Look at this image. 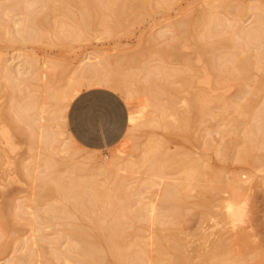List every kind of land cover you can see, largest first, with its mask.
I'll use <instances>...</instances> for the list:
<instances>
[{
  "label": "bare ground",
  "instance_id": "1",
  "mask_svg": "<svg viewBox=\"0 0 264 264\" xmlns=\"http://www.w3.org/2000/svg\"><path fill=\"white\" fill-rule=\"evenodd\" d=\"M154 1L162 5H170L173 0H12L11 2L0 3V40L5 38L4 33H9L10 37H7V39L12 42L19 41L25 44L37 40L39 43L41 41H43L41 43H44L46 38L44 39L41 30L45 29L47 32H52V29L56 28L50 24L52 19L50 25L46 23L47 26H45V19L50 14H55L57 17L59 15H61L60 17L66 16L72 20L73 27L67 29L65 25L68 26V22L65 21L67 24L64 25V28L66 27L67 30L62 31L61 29L60 32L57 29L54 30V32L60 33L56 37L59 38H57L58 41L61 40L62 45H70L72 40H79L83 36L85 37L86 34H91L89 30L94 31L92 29H96L97 23L106 25L108 28L110 25L109 31L112 30V32H109V34H114L113 31L120 32V29L125 28L126 24L141 19L146 14L145 10H148L147 13L152 10ZM218 3H208L206 1L207 7L204 6L196 17L186 13L173 26L178 30V33H182L179 34L181 36L177 34L168 45L163 46L161 49L156 46L159 50L154 49L157 50L158 55L159 53L161 55L165 53L169 58L176 56L177 59L185 62L186 69L183 72L185 75L180 72L183 71V68L178 70L167 67L164 63L163 66L157 64L153 69L148 68V72L145 73L144 68L143 74L139 72L142 70L140 68L137 72L144 75V77L142 76L145 78L142 80L144 84L142 87L140 85V87L136 86L137 89L135 90L130 86L135 81L132 82L129 79V82L127 79V76L130 78L131 74L132 77L133 75L136 77L138 82L141 78L140 74L136 76L137 72L133 70L131 61L133 56L126 59L124 55L120 59L121 61L117 62L119 67L121 63L124 64L125 62H122V60L126 59L127 62L125 63L127 65L124 66L129 65L126 72L123 68L122 74L121 67H115V69H119L118 72H112V69H108V64L110 65L112 61H99L98 56H101L102 53L95 57L99 58L98 62H93L92 60H95V58L90 56L80 59L79 64L69 73L66 72L67 70L63 71L62 66L54 69L60 68V70L62 69L61 72H55L53 70L54 59L52 61L50 57L43 58L22 52L18 55V57H21L20 64L15 68L8 58L0 56V72L7 82L5 88H3L5 90L2 89V91H8L10 96L9 100L8 98L5 99V102L6 100L9 101L8 105L5 107L3 105L4 108L1 107L0 119H3L6 123L3 122L5 125L0 123L3 125H0V136L6 142L7 145L5 146L11 148L9 152L11 153L14 142L12 138L15 137H12V135L16 132V134L19 133V135L25 137V125L29 123L31 125L32 123L31 127H33L34 132L32 135L29 134V137L33 139L34 143L36 141L42 149L38 153L39 155L37 154V161H35L37 165L32 164L31 166L29 162H25L22 158L10 161L8 154L4 151L5 157H8L5 159L6 162L11 163L12 166L14 165L17 175L23 174L28 178L31 176L34 178L32 181H35L39 189L37 191L38 198L35 200L40 201L43 198H48L47 205L44 203L46 207L43 204L44 208H41L42 210L37 206L29 205L30 203L28 204L27 201L28 206L26 208L30 209L29 212L33 216L29 224L70 225L73 234L65 247H57L53 252V255H56L55 257L47 258L48 262L52 263L55 258L63 260L61 264H64V262H68L67 264H209L211 262L230 264L238 260L236 256L230 254L231 248L228 243L231 237L229 231H233L235 226L229 229L227 225L228 222L230 225V222L232 224L236 221L232 203L238 198V200L241 197L243 199L248 188L247 184L245 185L244 178L237 174L232 175V177L227 176L221 166H210L203 159L194 157L184 150H176L173 153L171 151L169 154L166 152L168 148L163 149L162 143L164 142L159 141L161 139L157 141L150 140V138V141H147L149 145L146 149H144L145 143L141 147L137 145V149H144V154L141 156L139 150L140 155L138 156H141V158L131 160L130 157H124L123 154L122 156L116 155L118 158L115 155V157L110 158V154L108 156L104 154V157L99 150H91V154L87 152V154L77 158L75 155L78 152L71 149V142L75 144V139L72 135H69L70 142L66 143L68 137L64 136L67 131L65 129L67 121H65L64 112L70 105L68 101L75 97L74 93L78 92L77 95H79L81 90L100 86L112 89L121 96L124 95L122 97L128 100L133 97L136 91H141L144 95L142 100L146 104L145 106H150V109L152 108L151 113H155V115L152 114L155 117H148L150 123L147 122V124L149 123L150 126L154 124L153 126L157 125L170 130V137L175 138L173 140H179L183 137L191 139L193 124L199 121H208L212 116L214 119L215 110L213 108L218 107L220 111H217L219 113H216V117L224 123L223 132L225 135L223 136L232 132L247 130L244 137L240 135L234 138L233 136L229 140H225L226 142L221 148L218 147L222 160L235 158L243 164L252 167L260 165L262 167L261 163H264L262 159L264 157L251 152L254 147L258 145L260 147L264 144V110H256L255 106L253 107V94L252 96L249 94L251 92L248 87L249 82L256 78L254 76V69L256 68L261 69L263 72L260 79L264 85V5H258L259 9L263 8V10L256 16L255 22L251 26L245 27L240 22V24L238 23L237 18L234 22L228 19L224 20L220 16V8L225 5L223 6L220 0ZM235 5L233 6L231 3L228 6L230 8L231 6L236 7L239 16L244 6ZM31 7H35L36 10L39 9L38 11L41 10L40 13L44 14L39 16L40 18H36L34 24L38 25L37 28L33 26L30 16L25 14V9ZM13 9H23V13L16 18L15 15H11ZM34 9L32 10L34 11ZM3 10H6L5 15L9 19H4L2 16ZM33 13H31L32 16ZM225 21H228L227 24H225ZM12 23L16 26L15 33L12 29ZM69 23L71 24V22ZM165 33L164 30L159 32L161 35ZM55 41L54 43L57 44L58 42ZM154 42V38L150 39L149 46H155ZM186 42L191 43L199 59L203 62L200 67L184 52L183 47L187 44ZM149 50L152 51L153 49ZM253 50H256V52L254 51V53ZM117 57L120 58V56ZM86 59L88 61H84ZM49 64L53 68L49 67ZM55 65H58L57 62H55ZM159 69H164L162 71L167 78H169L168 76H179L177 74L181 73L184 76H182L184 82L181 83L183 86L179 87L178 85L176 87L166 81L161 82L162 77L157 76L159 72L156 73V71H160ZM48 70H52L58 75L52 73V71L50 74ZM62 80L65 81L64 85H59L58 82ZM260 83L257 84L260 85ZM235 86L238 88V92L227 95L226 91ZM39 89L46 91L45 100L42 103L39 101ZM164 93L166 94L163 95L165 97L162 96ZM246 96H248L246 103H243L241 99ZM253 98L255 99V97ZM182 103L184 105L186 103V107L183 108L184 105L180 106ZM144 111L142 113H145ZM258 116H260L262 122L257 120L255 123L254 120ZM130 118L133 123H137L138 119L133 118V115ZM170 118L173 120L170 121ZM132 120H129L131 124H133ZM142 120L147 121L146 118ZM54 123L57 127L53 126ZM135 123L134 125H136ZM37 126L38 128H36ZM19 135L17 134V136ZM244 142H246V148L236 151L237 146ZM37 144L35 143V145ZM74 146L77 147L76 144ZM69 149H71V152H69ZM168 150L170 151V149ZM77 151L80 150L77 148ZM64 152L66 157L69 156L68 158H65V156L62 158L63 160L57 158L60 153L64 154ZM12 154L14 155L13 152ZM0 156L1 163L4 159H2V155ZM3 165L5 166V164ZM33 166H36L35 169H33ZM174 168L176 173H179V178L176 177L178 181L175 179L177 182L168 181L159 198L155 197V194L146 197L142 195L143 185L149 187L160 185L167 176V169ZM205 168L208 169L205 170ZM123 171H126V174H123ZM139 171L146 174L147 177H143L141 183L134 182L135 184L132 185L131 181L133 179L130 181V176L132 173ZM127 172L130 175H127ZM156 177L161 180L155 179ZM0 186L2 189L6 188V185L1 184ZM2 189L1 194L3 196L7 195L8 193ZM192 190L197 192L193 204L197 207L195 214H198L200 219L198 224L199 236L202 238L200 246L204 248L207 246L203 252L202 249L200 250V259L195 263L192 260L193 255L183 251V247L184 245L187 246L188 241H184L186 242L184 244L180 230L161 228L160 235L154 238L147 229L150 222L153 224L157 222L156 217L158 215L156 211L159 209V204L164 212L162 218L176 221L179 225L182 224L187 215L183 209L187 208L186 203L191 197ZM225 192H230L231 195L225 197L223 196ZM243 201L247 204L246 199H243ZM21 209L25 212V204L21 206ZM222 209L224 212H222ZM186 211H189V209L187 208ZM15 216L18 215L9 206H0V239L5 236L7 231L15 229L17 225ZM209 217H214L216 220L213 224L206 226L204 223ZM130 226H134V229L129 230L128 227ZM84 227L90 230L88 231ZM68 231L70 230L68 229L66 232ZM36 244H38V241L33 239L32 245ZM25 245L27 244L24 242V249ZM32 245H27L28 254L25 255V252L18 253L8 259L6 264H33L31 254L33 251L30 248ZM151 245L155 246V255L151 253ZM2 246L3 244L0 243V249ZM193 250L185 251L193 252ZM197 250L199 252V249Z\"/></svg>",
  "mask_w": 264,
  "mask_h": 264
},
{
  "label": "rangeland",
  "instance_id": "2",
  "mask_svg": "<svg viewBox=\"0 0 264 264\" xmlns=\"http://www.w3.org/2000/svg\"><path fill=\"white\" fill-rule=\"evenodd\" d=\"M11 1L12 0H0V3H7V2H11ZM206 1L208 3L214 2L215 4H219L218 3L219 0H173L170 5H162V4H159L157 1H154L153 2V9L149 10V12L151 11V13H149V12L147 13L148 10H145L146 14L141 19L134 21V22H130V23H128V25L126 24L124 26L125 28L122 27L123 29L121 28L120 29L121 31L119 30L120 32L113 31L114 34L113 33L109 34V32L110 33L112 32V30L109 31L110 25L108 28V26H106V25H102L101 23H97L96 29L95 28L92 29L94 31L89 30V32H91V34L88 33V34H86L85 37L83 36L79 40H75V41L72 40V42H70L71 43L70 45L69 44L68 45H66V44L62 45L60 42L61 40L58 41L59 38L56 37V35L58 36L60 34L59 32L61 31V29H62V31H64L66 29V27H67V29L73 27L72 26V20L66 16L60 17L61 15H59L57 17L55 14H50V15H48L50 18L47 17V19H45L46 20L44 22L45 26H47L46 23L49 24L51 22V19H52V22L50 24L52 27H56V28L52 29V32H47V31H45V29L44 30L40 29L42 31L41 33L44 36V39L46 38L44 43H41L43 41H41L39 43V41H37V40L31 41V42H26L25 44H22L19 41H13L12 42L9 39H7V37H10V34L4 33L5 38L0 40V53H1L0 56L8 58L9 62L15 68H17L20 64L21 57H18V55L22 52H26L27 54L38 55V56H41L43 58L44 57H50L52 61L54 59V61L57 62V64L60 66L55 65V62L53 61L54 68L51 67L52 63L49 64V67L53 68V70H54L55 67H61L62 66L61 68L63 69V71L67 70L66 72L69 73L73 70V68L75 66H77L79 64L80 59L85 58V56H90L91 58H95L96 56H98L99 54L102 53L101 56L100 55L98 56L100 58V60L97 57L98 59L95 58V60H92V61L93 62H98V60L99 61L106 60L108 62L112 61L110 63V65L113 64L112 66H110L108 64V69L109 70L112 69V72H118L119 69L117 70V68H119V67H121V69H122V70L120 69L121 74L124 71V69H125L124 72H126L129 69V67H128L129 65L124 66V65H127L125 63V62H127L126 59L127 58L129 59V57L133 56V57H131V61H132V66L134 68L133 70H136L135 72H137L141 68L142 72L141 71H139V72L141 74H143L144 68L146 70V71H144V73H145V72H148L147 71L148 68L153 69V68H155V66H157V64H160V66L161 65L163 66L165 64V66H167V67L169 66L171 68H176L178 70L183 68V71H180L181 73H183L184 69H186L185 68L186 67L185 62H183L182 60L180 61V59H177L176 56L169 58V57H167V55H165V53H164V55L166 57L164 55H161L160 53H159V55H160L159 56L157 54L158 52L156 53V51L161 49L163 46L168 45V43L172 42L174 40V37L177 36V34L178 35L182 34L180 32L178 33V30H176V28L173 27L174 24H177V22L180 19H182V17L186 13L190 14L193 17H196L197 14L204 8V6H205V8L207 7L208 4H206ZM224 1L225 0H220L221 4L223 3V6L225 5L224 7L220 8V16L224 20L228 19L229 21H233V22L237 18L238 23L240 22L245 27L251 26V24L253 22H255L256 16H258L259 13H261V10H263V8L259 9L258 5H264V0H228L227 2H224ZM201 3H202V5H201ZM231 3L233 4V6H236L235 4L241 5L242 7L244 6L243 10L239 16L237 15V13L239 14V12H238V10L235 9L236 7L233 8L231 6L232 9L229 7L231 5ZM253 7H255V8H253ZM256 7H257V9H256ZM31 8L34 9L35 7H31ZM31 8L25 9L26 10L25 14L26 15L28 14L30 16L31 21L34 24L36 18L38 19V18H40L39 16H43L44 14L40 13L42 11L41 10L38 11L39 9L36 10V8H35L33 11ZM250 8H252V9H250ZM5 12H6V10L2 11V16L4 17V19H6V18L9 19V17H7V15H5ZM30 12L31 13L35 12V13H33V16H32V14ZM22 13H23V9H13L11 12V15L13 14L16 16V18H18L21 16ZM48 19H49V21H48ZM68 20H70V21H68ZM65 21L68 22L69 27L67 25H65V24H67V23H65ZM69 22H71V24ZM225 22H226L225 24H227L228 21H225ZM61 23H63V24L61 25ZM13 24L14 23H12V25ZM64 25L66 26L65 28H64ZM97 25H99L100 28ZM33 26L36 28L38 27L37 24H34ZM226 27L228 28V26H226ZM12 29H13V32L15 33L16 31H14V30L16 29V26L13 25ZM56 29H57V31H59V30L60 31L58 33L54 32V30L56 31ZM101 29L104 31H102ZM105 30H107L106 33H105ZM163 30L166 33L163 35L159 34V32L163 31ZM43 31H44V33H43ZM179 36H181V35H179ZM152 38L155 39V42H154L156 44L155 46H149V44H148L149 40ZM51 39H52V41H51ZM54 41L58 42V43L60 42V44L57 43L58 44L57 45L56 43H54ZM52 43H54V44L52 45ZM186 43L187 44H185V47H183L184 52L188 56H190L191 60L197 66L200 67L201 65H203V62L199 59V57H198L197 53L195 52V50L193 49L191 43L190 42H186ZM145 47H146V49H145ZM148 48L153 49V50L151 51ZM156 48H157V50H154ZM141 49H143L144 51ZM256 50H253V52L254 51L256 52ZM98 51H100V52L97 53ZM135 51H136V53H135ZM149 53H150V55H149ZM134 54H136V55H134ZM142 55H145L146 57H148V59L145 60L146 57L142 56ZM117 56H120V58ZM123 56H124V58L126 57V59L122 60V62H124V61L125 62H124V64L121 63V65H119V67H118L117 62H120L121 61L120 59ZM115 57H117V58H115ZM118 59H119V61H118ZM84 61H88V59H86ZM114 61H116V62H114ZM134 61H136V62H134ZM132 66H131V68H132ZM111 67H114V68H111ZM115 67H117V68L115 69ZM127 67H128V69H127ZM48 69H50V68H48ZM61 70H60V68H57V70H54V71L55 72L56 71L61 72ZM159 70L160 71H156V73L159 72L157 74V76L162 77V79L160 80L161 82L166 81V82L170 83L172 86H176V87H178V85H179V87L183 86V84H181V83L184 82L183 81V77H184L183 75H185V73H183V75L181 73L177 74L179 76L175 75L176 77L175 76H172V77L168 76L169 78H167V77H165L166 75L164 76V73L162 71L164 69H159ZM260 70L261 69H258V68L254 69V76H256V78L249 82V87H248V89L251 92L249 94L251 96L253 94V97H255V99L252 97V99H253L252 105H253V107L255 106L254 108L256 110H264V85L262 83L263 81H261V79H260L261 75H263V72H262V70L261 71ZM51 71L52 70H48V72H50V74H51ZM139 72H137L138 75L136 74V76H139V74H140ZM52 73H54V72L52 71ZM54 74H57V73H54ZM117 74H119V73H117ZM141 74H140L141 78L139 79V82L136 81V77L134 75L132 77V74H131L130 78H129V76H127L128 80L131 79L132 82L135 81L134 82L135 85L132 82L131 83L133 85H130L132 88H134V90L137 89L136 86L140 85L142 87V85L144 84L142 82V80L145 78H143L144 75H141ZM4 78L0 72V80H1L0 81V85H1L0 86V88H1L0 89V111H1V107H3V105H4V107L8 105V103H9L8 100L10 97L8 95V91L7 92L2 91V89L5 88V85L7 84V82L5 81ZM164 78H166V79H164ZM259 80L261 83L258 82ZM64 82L65 81L62 80V81L58 82V84L64 85ZM129 82H130V80H129ZM136 82L138 85L136 84ZM257 83H260V85ZM33 89H35V88H33ZM125 89H126V87H125ZM3 90H5V89H3ZM84 90H87V88ZM81 91H79V94L81 93ZM4 92H5V94H4ZM226 92H227L226 93L227 95L228 94L232 95V94H235L238 92V88L235 86L234 88L233 87L229 88V90H227ZM77 93H74L75 97H76ZM45 94H46V91L41 90V89L38 90L39 101L41 103H42V101L45 100V98H44ZM163 95H166V94L164 93V94H162V96ZM122 96L124 97V95H122ZM248 96L243 97L241 99V101H243V103L244 102L246 103ZM3 97H5V98H3ZM163 97H165V96H163ZM7 98H8V100H6V102H5V99H7ZM74 98L72 100H69L68 103L71 104V102L74 100ZM143 98H144V95L142 94V92L136 91L135 94L133 95V97L129 98L128 100L124 99L126 101L128 107H129V112H130L129 117H132V115H133V118H136V120L138 119L137 120L138 124L134 122L136 124V125H134L133 120L130 118L129 120L130 121L132 120L133 124H131V122L129 121L128 130H127L125 136L122 138V140L117 145L110 147V148H106L104 150L103 149H96V148H87V147L79 144L76 141V139L73 137L75 139V144L77 145V147L75 148V146H74L75 144H73L71 142L72 145L71 144L70 145L72 146V148L71 147L70 148L73 149L72 151L76 150V152H78L77 155H75V157L80 158L82 155L87 154V152H88V154H91L92 153L91 150H99L100 154L103 156H104V154L106 156H108L110 154L109 155L110 158H113L114 155L115 156L116 155L122 156V154H123L124 157H127V156H128L127 158L130 157L131 160H136V158L138 160L144 154V149H146V147L149 145L148 142L150 140H157L158 141V139H161L159 141H162L164 143H166V142L168 143V144L166 143L164 145V143L161 142L164 150L167 148L170 149V151L167 149L166 152H168V153L171 151H172L171 153H173V151L175 152L176 150H184V151H187L190 154H192L194 157H199V158L203 159L210 166H213V167L221 166L227 176L232 177V175H234V176L236 174L239 175L240 177L245 179V181H244L245 185L247 184V186H248L246 193L244 195V198H243V199L247 200V204L244 203L245 200L243 201L242 197L240 200H238L239 198L237 199L235 197L238 201L235 200L232 203L233 207H234L236 221L233 222L234 225H233V223L231 224V222L229 225V222H228L227 228L231 229V227L235 226V229L233 231L232 230L229 231V234L231 235V237L228 240L229 241L228 243L230 244L229 247L231 248L230 254L236 256L238 260L235 262H232L230 264H264V163L263 162L261 163L262 167H260V165L252 167L250 165L243 164L242 162H240L239 160H237L235 158H229L226 160H222V157L220 156V153L218 152V149L221 148L223 146V144L227 140H229V138H231L233 136H234V138L239 137L240 135L242 137H244L246 135L247 130L244 129L240 132H232L230 134H227L226 136H223V135H225L223 132L224 123L221 122L222 120H219V118L216 117V113H219L217 111H220V109L218 110V107L215 106L213 109L215 110L214 115L216 118L214 117V119H213V116L211 115L212 117L209 118L208 121H202V122L199 121V122L194 123L192 128H191V134H192L191 139H187L186 137H183V138H180L179 140L178 139L173 140L175 138L170 137V135H169L171 132L170 130H168L164 127H161V126H157V125L153 126L154 124L152 126L149 125L150 122L148 121L149 120L148 117L151 118L150 116L155 115V113L153 111L152 112L154 114L151 113L152 108L150 109V106H147V107L145 106L146 104L143 102V100H142ZM254 100H255V102H254ZM181 102H183V100H181ZM183 103L180 106H183L184 105ZM184 107H186V103L183 106V108ZM68 109H69V107H67L66 111L64 112L65 121H67ZM142 111H144L146 114L142 113ZM146 111H148V112H146ZM143 114H145V115H143ZM134 116H137V117H134ZM145 116H147V117H145ZM153 117H155V116H153ZM144 118H146L147 121L142 120ZM257 118H256V120H254L255 123L257 122V120H258V122H262V119L260 118V116H258ZM170 119H171L170 121L173 120L172 118H170ZM134 121H135V119H134ZM143 121H144V123H142ZM263 121H264V119H263ZM3 122H5V121L3 119H0V123L2 124ZM25 122L27 123L26 120H25ZM147 122H149V123L147 124ZM5 123H3V125H5ZM3 125H1V126H3ZM28 125H30V123L25 125V130H26L25 137H22V135H19V133H17L19 135V136H17L16 132L12 135V137L15 136L14 138H12V139H14V142L12 140V142H13V151L12 152L14 153V155L12 154L13 156L11 155L12 152L9 153L11 148L9 149V147L7 148L5 146L7 144L3 140V137L0 136V138H1L0 142L2 140V142L0 143V155H2V159H4L1 161V163L2 162L3 163L2 164L0 163V176H1L0 177V185L1 184L6 185L5 186L6 188L4 186H2L5 189H2L0 186V206H9L13 210V212H15V214L18 215V216H15V221L17 222L15 229L7 231L5 233V236H3L0 239L1 245L3 244L2 248L0 249V264H6V261L8 259L12 258L13 256H15L18 253L25 252V255L28 254L27 245L28 244L32 245L33 239L34 240L36 239L38 241V244L32 245V247H30V248H32V251H33V253H31L33 256L32 257L33 258V261H32L33 264H61V263H63V260H59V259L57 260L55 258L54 261L52 263H50V262H48L47 258L55 257L56 255H53L54 254L53 252H55L57 247H61V248L65 247L67 244V241L70 240V237L72 238L73 234L71 232L72 230L70 228V225H68V226H66V225L55 226L54 225L53 226L50 223H46V224L36 223L35 225H31V223L29 224V221L32 219L33 216L29 212L30 209L26 208L28 206L27 201H28V204L30 203L29 205H33V207L37 206V208L39 207L41 209V208H44V205L46 204V202H48V198L42 197L43 200H40V201L37 200L36 201L35 199L38 198V192L37 191L39 189H38V186H36L35 181H32V179H34V178H32V176L28 178L23 174L17 175L16 171L14 170L15 169L14 165L12 166L11 163H7L5 160L8 157H9L10 161L15 160L17 158H22L23 160H25V162H29L30 166L32 164L37 165L36 164L37 162H35V161H37V154L39 152H41L42 149L39 147V145L35 141L36 139L34 141L37 145H35V143L32 141L33 139H30L29 134L32 135V133L34 132L33 127H31V125H33V124L31 123L30 126H28ZM54 125L56 126L55 123L53 124V126ZM36 128H38V126ZM65 129L67 131L64 134V136L68 137V138H66V141H68L66 143H69L70 142L69 141V135H72V134L69 131L67 124H66ZM153 138H155V139H153ZM144 143H145V145H144ZM245 144H246V142L237 146L236 151H241L244 148H246ZM137 145L140 147L144 145V149L141 148V149H143L142 151H141V149H137ZM77 148L80 151H77ZM71 149H69L70 151L69 150L68 151L71 152ZM171 149H173V150H171ZM4 151H6V153L8 154L7 158L5 157ZM138 151L141 154V156H138V155H140L138 153ZM99 152H96V153H99ZM67 153H66V155H67ZM93 153H94V151H93ZM125 153H126V155H125ZM251 153L252 154H259L260 157H264V144L260 147H259V145L254 147L252 149ZM78 154H80V155H78ZM118 154H120V155H118ZM34 155L36 156V158ZM135 155L138 157H136ZM64 156H65V152H64V154L60 153L59 156H57V158H60V160H63L62 158H64ZM68 157L69 156H67V157L65 156V158H68ZM0 158H1V156H0ZM107 159H109V158H107ZM262 159L264 160V158H262ZM34 162H35V164H34ZM3 164H5V166ZM92 164L94 165V163H92ZM12 167H14V168H12ZM35 167L33 169H35ZM207 169L208 168H205V170H207ZM167 170H168L167 176L165 179H163V181L160 185H156L154 187H149L148 185L142 186V191H143L142 195L144 197L150 196L151 194H155L156 195L155 197L159 198L160 194L162 193L163 189L165 188V185H167V182L168 181L174 182L175 180H177V178H179L178 177L179 173L178 172L176 173L175 168L174 169H167ZM125 172L123 174H126ZM128 174L130 175L129 172H127V175ZM39 175H40V173H39ZM2 176H3V179H2ZM131 176H130V181H131V179H133V181H131V182H132V185H134L135 184L134 182H136L137 184L141 183L142 178L145 177L146 174L139 171V172H134V174L132 173ZM155 179L161 180L160 178H157V177ZM177 181H175V182H177ZM1 189L3 191L5 190L6 193H8V194L3 196L1 194ZM196 193H197L196 190L191 191V197L187 200V203H186V206L189 209V211H186L187 208L183 209L184 212L187 213V215L185 216L184 222L182 224L179 225L178 222L176 223V221H170L168 218H162V217H164V215H163L164 212H163L162 206L159 204V201H158L159 209L156 211V214L158 215L156 217L157 222L155 224L150 222L147 226L148 231L151 233V236L154 238H157V236L160 235V229L161 228H173V229L180 230L181 231L180 234L182 235L183 242L188 241L187 246L185 247V245H184L183 251L187 252L189 255L190 254L193 255L192 256L193 259H192V257H191V259L194 261V263L198 262V260L200 259V255H201L200 250L202 249L201 251L203 252L207 247L206 246L204 248V247L200 246L201 245L200 242H202V238H201V236H199V230H198V224L200 222L199 221L200 219H199L198 214H195L197 207L193 204V201L195 200ZM229 195H231L230 192H225V194L223 193V196H225V197L226 196L228 197ZM145 200H146V198H145ZM24 204H25V209H26L25 212H24V210L21 211L22 210L21 206H24ZM46 205H45V207H46ZM188 212H189V214H188ZM222 212H224L223 209H222ZM158 220H161V221L159 222ZM215 220L216 219L214 217H209L206 219L204 225L209 226V225L213 224ZM16 228H17V230H16ZM68 229L70 231L66 232ZM84 229H87L88 231L90 230L86 227H84ZM128 229L133 230L134 226H130V227H128ZM152 240H154V239H152ZM24 242H25V244H27V245H25V249L23 248ZM185 243L186 242H184V244ZM198 246H200V247H198ZM150 248H151L152 255H155L156 254L155 246L151 245ZM184 249L185 250H191V251L193 249H195V250H193V252H190V251H185ZM197 249H199V252ZM221 255H224V254H221ZM192 260H191V262H192ZM67 263L64 262V264H67ZM209 264H216V263L211 262ZM223 264H229V263L224 262Z\"/></svg>",
  "mask_w": 264,
  "mask_h": 264
},
{
  "label": "crops",
  "instance_id": "3",
  "mask_svg": "<svg viewBox=\"0 0 264 264\" xmlns=\"http://www.w3.org/2000/svg\"><path fill=\"white\" fill-rule=\"evenodd\" d=\"M102 102L103 118L98 131L86 133L83 118ZM129 107L116 91L93 87L82 91L71 102L67 113L68 129L76 141L87 148L106 149L117 145L129 127Z\"/></svg>",
  "mask_w": 264,
  "mask_h": 264
},
{
  "label": "snow or ice",
  "instance_id": "4",
  "mask_svg": "<svg viewBox=\"0 0 264 264\" xmlns=\"http://www.w3.org/2000/svg\"><path fill=\"white\" fill-rule=\"evenodd\" d=\"M103 118V107L102 102L90 113L86 114L83 118L84 131L91 133L98 131L97 125L102 121Z\"/></svg>",
  "mask_w": 264,
  "mask_h": 264
}]
</instances>
